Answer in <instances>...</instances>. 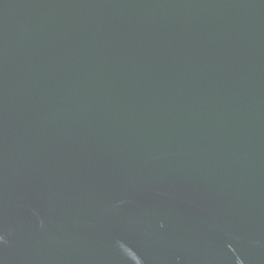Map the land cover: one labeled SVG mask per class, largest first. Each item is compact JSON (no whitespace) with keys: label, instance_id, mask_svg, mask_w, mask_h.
Masks as SVG:
<instances>
[{"label":"water","instance_id":"95a60500","mask_svg":"<svg viewBox=\"0 0 264 264\" xmlns=\"http://www.w3.org/2000/svg\"><path fill=\"white\" fill-rule=\"evenodd\" d=\"M0 264H264V0H0Z\"/></svg>","mask_w":264,"mask_h":264}]
</instances>
